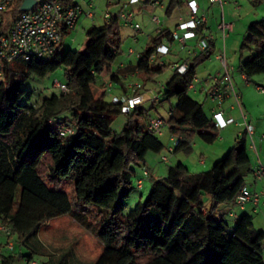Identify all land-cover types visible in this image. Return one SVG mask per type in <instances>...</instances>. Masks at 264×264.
<instances>
[{
	"label": "trees",
	"instance_id": "obj_1",
	"mask_svg": "<svg viewBox=\"0 0 264 264\" xmlns=\"http://www.w3.org/2000/svg\"><path fill=\"white\" fill-rule=\"evenodd\" d=\"M61 2L65 7L78 4ZM177 3L169 0L167 16ZM20 4L21 0H13L0 12L4 29L21 14ZM120 11L111 13L102 27L86 30L84 52L60 50L69 30L62 27L60 45L49 59L16 57L0 62V226L9 228L5 243L13 241L11 248L17 247L1 253L0 264H14L22 256L28 263L38 256L37 264H76L69 249L53 258L36 252L29 243L44 223L62 215L101 242L102 251L93 264H264V230L254 227L251 214H237L234 226L216 218L219 204H233L252 175L244 134L237 135V142L208 170L190 172L181 161L168 165L164 176L151 178L145 199L124 213V201L134 188L135 167L141 166L143 176L149 177L145 157L148 152L160 153L165 145L148 128L155 101L149 107L143 103L123 111V101L107 98L108 90L93 92L100 75L111 72L120 53ZM195 31L199 33L201 26ZM171 33L168 27L160 28L135 63L119 66L111 74V82L123 88L124 95L128 89L123 74L155 81L170 66L158 58L162 54L156 48L168 45ZM215 48V39H208L207 46L191 56L185 71L180 72L176 63L159 90L161 99L175 98L163 118L168 133L177 139L172 152L190 150L195 136L207 143L217 136L211 114L188 90L196 65ZM243 50L249 54L238 70L248 76L264 73V18L248 24L239 47L240 53ZM59 68L66 90L52 92L40 103L22 102L26 95L22 83L27 78ZM144 90L140 84L131 95ZM119 113H125L126 120L116 131L112 124ZM136 185L141 188V177Z\"/></svg>",
	"mask_w": 264,
	"mask_h": 264
},
{
	"label": "rangeland",
	"instance_id": "obj_2",
	"mask_svg": "<svg viewBox=\"0 0 264 264\" xmlns=\"http://www.w3.org/2000/svg\"><path fill=\"white\" fill-rule=\"evenodd\" d=\"M77 1L81 4L82 8L90 10L86 4V0ZM108 1L109 4L107 5L106 3ZM168 1L169 0H162V3L166 5ZM206 2H208V0H206ZM236 2H238L237 4L240 6L238 9L239 18L234 21L235 24L233 26V30L228 33L229 36H227L224 41L227 63L230 67L232 66L235 69V71H230L231 76L233 77L232 83L238 92L239 90L242 92L244 89L248 88L249 90L255 89L256 84H259V86L264 88V82L253 78L257 75H253L249 78V86L243 85L238 79V76L241 73L238 70L239 62L245 60L249 54L247 50H243L240 53L239 47L246 34L248 24L251 21L264 18V0H236ZM93 3L95 5L93 8V17H87L84 14L80 15L75 25L63 36L60 50L64 52L67 49H73L84 52L86 44V30L89 27H102L105 22L104 11L108 10L114 13L121 7L123 11H133V22L140 26V30L135 31L119 18L122 43L120 53L112 62L114 67L122 61L135 63L138 59V53L142 52L146 46L150 45L151 40L156 35L157 26L151 21L152 15L157 14L161 20L165 18L164 12L159 6L155 8L149 6L145 8L144 6V9H138L140 1L131 3L130 0H94ZM203 12L209 21V9H199V14H202ZM177 14V10L175 9V11L168 18H166L164 26L173 28L174 23L177 20ZM219 34L221 35V33ZM197 41L198 38L189 39L184 46L176 38L173 39L168 43L169 52L158 56L161 61L166 64H170V66L165 68L163 72L159 73L155 77V81L144 82L140 77L135 78L134 76L131 81H128L132 83L144 84L145 91L150 92L149 99L146 100L143 105L149 107L152 101H155V107L151 108L149 111L151 116H160L164 119L168 117L170 106L175 103V98H171L170 100L161 99L159 90L171 76L175 64L180 63L188 56V49L192 50L197 47ZM215 42L216 48L211 53L209 58L196 65V77L199 79L208 78L209 76L215 75L217 72H222V64L216 59V55L222 50L223 46V44H221V36L217 35ZM129 49H132L134 52L129 53ZM258 76L264 77V73H260ZM134 78L135 80H133ZM54 80L65 82L62 68H59L52 73H48L45 76L32 74L22 83V86L26 89V95L30 94L29 98L25 95L22 102L27 104L40 103L44 96H47L52 92H58L60 89L53 86ZM102 87H104V85H100V81H97V83L92 87L94 94L99 95ZM111 89H108L107 98H110V96L115 93L114 90L111 91ZM189 93L195 99L201 101L204 110L210 114V108L212 105L210 100L207 99V97L205 98L200 92L189 91ZM250 100L251 101H249L248 104L249 111L252 108L250 106H253L254 109L253 113H251L252 111L248 113L247 118H249L250 122H252L254 118V121L257 119H264V103H260L254 98H251ZM243 111L246 112L244 108ZM233 117L236 121L239 119V114L236 111H233ZM125 120V113H119L116 115L112 124L114 129L119 131ZM167 130L168 129L166 127H163L161 134H156L165 145L164 149L160 153L148 152L145 157V168L149 171V177L143 176L141 166L137 165L135 167L137 173L133 178L134 188L130 193V196L124 201V213L129 212V210H131L138 201L145 199L151 188V178L164 176L168 165L181 161L188 167L190 172H200L211 168L213 163L219 159L228 150V148L237 142V135L241 129L237 127L234 122L230 123L217 133L213 142L207 143L201 140L198 136H195L191 141L190 150L186 151L180 149L175 152H172L169 148L174 147L176 137L174 141H170V134ZM254 141L256 144L259 143L257 134L254 135ZM248 144L249 138L246 139V151L250 158V163L253 165L257 159L254 151L248 147ZM161 156H165L167 160L163 161ZM201 157L204 158V163L202 164L199 163V159ZM138 177L142 178L141 188H138L136 185V179ZM252 180H255L253 174L248 176L246 181L249 187H251ZM232 205L233 204L228 202L219 204L216 218L220 219L223 217V219L230 226H234L238 217H230L227 214V211L233 209L238 215L242 212H248L252 215L254 227L257 230H264V208L259 206L257 208V212H252V209L241 211L238 208H233ZM5 242L6 232L0 229V254L2 253L6 255L17 249L16 246L15 249H12L14 247L13 241H9L8 244ZM29 243L32 245L33 249H36V252L53 258L59 257L63 251L69 249L76 264L93 263L103 248L101 242L94 235L75 222L68 215L55 217L44 223L40 227L36 238L30 239ZM21 249L22 251H26L24 247ZM39 259L40 257L36 256L32 260L39 261ZM14 264L29 263L26 261L25 257L22 256L18 257Z\"/></svg>",
	"mask_w": 264,
	"mask_h": 264
},
{
	"label": "built area",
	"instance_id": "obj_3",
	"mask_svg": "<svg viewBox=\"0 0 264 264\" xmlns=\"http://www.w3.org/2000/svg\"><path fill=\"white\" fill-rule=\"evenodd\" d=\"M12 1L13 0H0V12L5 11ZM34 1L32 8L21 10V14L9 27H7V29H4L0 16V62L9 61L16 57H22L25 61L49 59L60 45L61 28H72L78 17L82 14L87 17H93V8L95 7L93 3L94 0H86V4L90 10H85L80 4L65 7L62 5L61 0ZM139 1L140 0H130L131 3ZM208 1L217 4H222L224 2V0ZM185 3L189 9L188 15L185 18L180 16L171 35L173 39L176 38L184 46L189 39L198 38V41L196 43V48L192 50L188 49L187 51L190 58L176 65L180 72L185 71L186 67L192 63L190 60L191 56L195 55L198 50L204 49L207 46L208 39L213 38L210 33L205 31L206 16L204 12L199 14V9L201 8L198 0H185ZM158 6H163L160 0H152L149 4V7L153 8ZM110 15V11H104L105 19L109 18ZM119 18L126 25L138 31L139 25L133 22V11L121 10L119 12ZM151 19L157 25L161 22L159 16L156 14L152 15ZM197 26H201V31L199 33L195 31ZM231 28L232 23L230 21L222 20L216 24V29L221 33V39L223 41L222 50L216 55V59L222 64V72H217L215 75L205 79H199L195 75L188 85V90L192 92L198 91L203 95L205 94L214 103L211 116L217 132L234 121L232 117H225L223 111V101L227 97H232L233 101L228 105V108L240 110L241 121H239L238 124L242 126V131L249 136L251 142L249 146L255 149L254 142L252 141V135L254 133L253 126L247 121L246 115L241 111L240 95L232 83V76L230 73L233 68L228 65L225 56L224 41L231 31ZM156 51L161 54H166L169 51V47L168 45L161 44L156 48ZM128 52L132 53L133 50L129 49ZM108 85L110 86L111 83L109 82ZM53 86L59 88L61 91L67 89L64 82L56 80L53 81ZM129 86L138 88L140 84L132 83ZM257 88L262 90L260 86H257ZM112 98L114 101L119 99L123 101V111H129L134 106L143 104L146 101L143 93L132 94L126 97L113 96ZM163 127L168 129V124L162 117H149L148 128L155 134H161ZM171 139L175 140V136L172 134ZM260 139L264 140V134L260 136ZM169 150H172V148H169ZM161 159L163 161L167 160L165 156H161ZM252 174L255 180L262 181L261 188L258 191H252L247 186H244L237 195L232 205L233 208L243 210L248 203L253 205L254 210L259 206L264 207V163L258 162L253 167ZM137 185H141L140 180H137ZM227 214L229 216H235L236 212L232 209L228 210ZM0 229L5 232L9 231V228L4 226H0ZM29 264H37V262L36 260H31Z\"/></svg>",
	"mask_w": 264,
	"mask_h": 264
},
{
	"label": "crops",
	"instance_id": "obj_4",
	"mask_svg": "<svg viewBox=\"0 0 264 264\" xmlns=\"http://www.w3.org/2000/svg\"><path fill=\"white\" fill-rule=\"evenodd\" d=\"M116 1V0H115ZM146 0H140V6H139V8L138 9H144L143 7L145 6V8H147L148 6H149V4H150V2L152 1V0H150L149 2H145ZM161 1V3H162V0H160ZM169 2V1H168ZM198 3H199V5H200V8L202 9V10H204L205 8H208L209 9V11H210V14H209V21H208V19H207V17H206V23H205V26H206V30L205 31H207V33H210L211 34V36L213 37V39H215L216 40V36L218 35V36H221L219 33V31L216 29V24L217 23H219L220 21H222V20H226V21H230L231 23H232V28H231V31L233 30V26H234V24H235V22L234 21H236L238 18H239V14H238V9L240 8V6L237 4L238 2H236V0H224V2L222 3V4H217V3H210L209 1L208 2H206V0H198ZM78 4H80V3H78ZM107 5L109 4V1L106 3ZM168 4V3H167ZM167 4L166 5H164L163 3H162V7H160V8H162V10H163V12H164V19H160V23H159V25H157L156 23H154L153 21H152V19H151V21L157 26V31H158V29L159 28H165V27H167V26H164V24L166 23V18H168L169 16H167V14H166V6H167ZM81 5V4H80ZM155 8V7H154ZM119 9H121L122 10V8L120 7ZM176 10H177V16H176V21H175V23H174V26H173V28H169L171 31H173L174 29H175V26H176V24L178 23V21H179V18H180V16L181 17H183V18H185L187 15H188V12H189V9H188V7H187V5H186V3H185V0H178V3H177V7H176ZM207 10V9H206ZM112 13V12H111ZM157 15V14H156ZM138 30H140V26H139V29ZM156 31V32H157ZM229 36V35H228ZM220 38V37H219ZM221 44H223V41H222V39H221ZM225 44V43H224ZM225 46V45H224ZM196 48V47H195ZM134 52V51H133ZM128 63H130V61L129 62H124V61H122V62H120L119 64H117V66H113V65H111V72H107V71H104L101 75H100V78H99V81H100V85H104V87H102V89H101V92L102 91H104L105 89L106 90H108L109 88L111 89V91H113L114 90V92L115 93H113L112 95H111V97L112 96H119V97H123V96H127V95H131V93H132V88L129 86L130 84H132V82H128V81H131V79H132V77L134 76L135 78L137 77L136 75H134V74H123L122 75V80H123V82L126 84V87H127V89H128V91L126 92V95H124V92H123V88H121L119 85H117L116 83H114V82H111V80H110V76H111V74L115 71V69L117 68V67H122V66H125L126 64H128ZM233 68V67H232ZM232 71H235V69L233 68V70ZM241 73H240V75L238 76V79L241 81V83L243 84V85H246V86H249L248 85V81H249V78H251L253 75H257V76H254L253 78H255L256 80H258V81H261V82H264V77H261V76H258V74H260V73H257V74H253V75H251V76H248L245 72H243V71H240ZM237 77V76H236ZM135 78L133 79V80H135ZM233 78V77H232ZM205 79V78H204ZM132 80V81H133ZM109 82L111 83V85L109 86L108 84H109ZM250 82V81H249ZM113 84V85H112ZM257 86H259V84H256V86H255V89H251V90H249V88L248 89H244V91H240L239 90V95H240V101H241V111L246 115V119H247V121L252 125V123H253V130H254V133H253V135H252V141L254 142V146H255V149H253V148H251L250 146H249V144L251 143L250 142V138H249V136L244 132V131H242V126L241 125H239L238 124V122L239 121H241V113H240V110H238V109H230V108H228V105L230 104V103H232V101H233V98L232 97H227V98H225V100L223 101V111H224V116L225 117H232L233 118V120H234V117H233V111H236L238 114H239V119L238 120H234L233 122H234V124L237 126V127H239L241 130H239V132H238V135H242V134H244V136H245V138L246 139H248L249 138V144H248V147L250 148V149H252L253 151H254V153H255V155H256V162L252 165L253 167L258 163V162H262V163H264V140H262V139H260V136L262 135V134H264V119H257V120H255L254 121V119H253V121L252 122H250V120H249V118H247L248 116V113L249 112H251V113H253V109H254V107L253 106H250V107H252L251 109H250V111H249V106H248V104H249V101H251L250 99L251 98H254V99H257L260 103H264V88H262L261 86V88H262V90L261 89H259V88H257ZM236 89V88H235ZM198 92V91H197ZM141 93H143V95H144V97H145V100H148L149 99V96H150V92H148V91H142ZM203 95V94H202ZM205 98L207 97L205 94L203 95ZM207 99H209L208 97H207ZM210 100V99H209ZM210 102L212 103V105H211V108H210V114L212 113V108H213V106H214V103L210 100ZM243 108L245 109V111L246 112H244L243 111ZM247 113V114H246ZM232 122V123H233ZM226 127V126H225ZM224 127V128H225ZM223 128V129H224ZM222 130V129H221ZM220 130V131H221ZM168 131V130H167ZM220 131H218V132H220ZM217 132V133H218ZM255 134H257V136H258V139H259V143L258 144H256L255 143V141H254V135ZM169 140L170 141H174L173 139H171V134H170V137H169ZM171 147V146H170ZM173 148V147H172ZM199 163L200 164H202V163H204V158L203 157H201L200 159H199ZM252 177V176H251ZM246 186L250 189V190H252V191H258L259 189H260V187L262 186V181H256V180H252V183H251V187H249L248 186V184L246 183ZM142 187V186H141ZM260 207H262V206H260ZM262 208H264V207H262ZM251 210L252 209V212H257V209L256 210H254L253 209V205L252 204H250V203H248L247 205H246V207H245V209H243V210H241V209H239V210H241V211H246V210ZM235 211V210H234ZM237 216V212H236V215L235 216H230V217H236ZM97 258V257H96ZM96 260V259H95ZM94 260V261H95ZM93 261V262H94ZM91 264H93V263H91Z\"/></svg>",
	"mask_w": 264,
	"mask_h": 264
},
{
	"label": "water",
	"instance_id": "obj_5",
	"mask_svg": "<svg viewBox=\"0 0 264 264\" xmlns=\"http://www.w3.org/2000/svg\"><path fill=\"white\" fill-rule=\"evenodd\" d=\"M34 2H35L34 0H22L20 4V10L31 9Z\"/></svg>",
	"mask_w": 264,
	"mask_h": 264
}]
</instances>
